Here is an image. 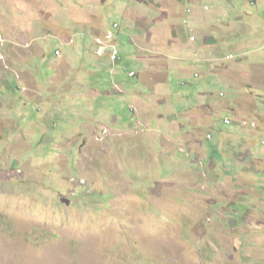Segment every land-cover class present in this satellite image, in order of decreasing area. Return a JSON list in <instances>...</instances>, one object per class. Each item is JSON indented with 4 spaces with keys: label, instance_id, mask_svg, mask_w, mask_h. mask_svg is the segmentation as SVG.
<instances>
[{
    "label": "rangeland",
    "instance_id": "obj_1",
    "mask_svg": "<svg viewBox=\"0 0 264 264\" xmlns=\"http://www.w3.org/2000/svg\"><path fill=\"white\" fill-rule=\"evenodd\" d=\"M63 1L0 0V82L11 84L1 95L23 99L17 78L32 76L45 85L59 76L51 68L55 50L76 61L62 77L83 78V87L95 94L76 98L74 110L49 112L33 102L22 104V113L11 111L16 118L0 115V264H264V133L238 131L253 140L246 153L241 138L228 134L244 115L218 108L244 97L240 107L259 113L264 124V89L233 90L218 75L229 64L239 63V71L249 74L264 68V0H188L193 4L182 6L190 10L180 20H187L183 37L192 33L197 42L159 56L169 73L152 85L144 79L152 68L146 60L167 45L169 32L158 42L142 23L124 21L136 0H66L78 21L97 26L75 27L70 45L33 26L39 17L61 12ZM145 11L143 18L159 20L168 8ZM114 24L121 30L113 40L118 60L112 62L106 50L98 60L91 53L95 39L115 31ZM204 37L216 41L209 52L214 55L197 65L192 61L199 59ZM34 46L43 56L28 52ZM257 78L264 83V73ZM114 81L122 93L112 92ZM249 93L252 105L244 101ZM42 94L58 100L56 93ZM206 104L216 110L212 121L182 118L187 108ZM6 108L0 101V114ZM191 129L201 138L213 136L204 155L190 135L181 136ZM243 186L248 191L238 192Z\"/></svg>",
    "mask_w": 264,
    "mask_h": 264
},
{
    "label": "crops",
    "instance_id": "obj_2",
    "mask_svg": "<svg viewBox=\"0 0 264 264\" xmlns=\"http://www.w3.org/2000/svg\"><path fill=\"white\" fill-rule=\"evenodd\" d=\"M193 1H196V3H198L199 0H193ZM65 2H66V0L63 1L65 7L63 8V10L61 12H59L56 15H53L52 17H47V16L39 17L40 22L38 24L33 25V26H34V29H38L41 32L45 31L48 34L54 36L63 45H68V44L70 45V44H73V41L71 40V37H69V35L73 32V29L75 27H78V26L88 27V26H90L92 29L96 30L97 26L96 25L94 26L93 24H91L88 21H86L85 24L78 21L77 17L73 16V14H72L73 11L70 8L72 5L65 4ZM69 2H72V4H76V0H70ZM136 2L139 5L129 4L130 5L129 7H131V6L132 7L129 9H126V12L123 13L124 21H126L125 18H130L132 20V22L136 25L138 22L142 23V25L145 29L147 27L150 29V31H149L150 39L152 40V37L155 36V41H158V42L160 40H162V37H163V35H165V32H169L166 35V38H170L167 42V45L162 47L161 51H159L160 49L155 50V52L153 54L156 56H151V57L147 58L148 60L143 59V57H140V60H143V61L146 60L148 63H150V62L152 63L151 74L148 76L147 79L144 78L146 80V82H148L150 85H152L151 83H163L166 81L169 72H168V66L165 63H164V65H162L160 62V58L162 59V56L166 57L167 54H169L170 52H173V53L176 52V54L184 52V50L186 48H188V45H191L190 43L194 44L197 42L196 39L194 42L190 41V37H195V35L192 34L191 32H190L191 34H189L185 38L183 37L184 35H183V29H182L181 24L182 23L186 24L187 20L186 19L185 20L183 19V21H180V20H181V17L183 16L184 12L187 14L190 12L187 11L189 9L185 10L182 8V6H184V4L186 2H189V1L188 0H136ZM148 2L150 3L149 5H148ZM196 3L194 5H196ZM190 4H193V2ZM62 5L63 4H61V6ZM147 8H151L154 10L156 9L159 11H163V10H166L168 8V11L167 12H161L159 20L155 19L154 17H150L149 15L147 18H143L142 15H143V13L146 12L145 9H147ZM98 20H99V16H98ZM171 20H172V24H171ZM185 21H186V23H185ZM40 23H43L42 29L40 28ZM48 26L56 28L54 33L52 32V30L48 29ZM117 33L121 34V30H119ZM156 37H158V38H156ZM200 43L202 44V46L200 48H197L198 51H196L198 56H199V59L198 60L195 59L194 61H192V62L196 63L197 65H203L204 63H207L211 60V57L214 54H211L209 52L211 51V46H213V44H216V41L212 38L204 37ZM165 47H168V48L164 49ZM28 48H29L28 50H30L32 47L29 46ZM33 48L34 49L32 51H28V52L32 53V52L36 51L38 54L36 56H43V50L40 48V46L39 47L34 46ZM77 48L81 52H83V54L87 51L86 47H72L73 52L76 51ZM96 50H97V48L95 50L93 49V51L91 53L95 56L96 59L104 60V57L99 58L96 56ZM55 51H58L61 53L60 50H55ZM55 51H54V53H55ZM159 56H161V57L159 58ZM177 56L181 57L184 55L182 53V54L177 55ZM54 57H55V55H54ZM55 58H57L58 60L61 59V61L58 62V60H56V64H53V66L51 68H53L55 74L56 75L58 74L59 76H55L54 78H51L50 80H48V84L44 85L42 80H38L37 78H34L30 75L31 77H26V78L23 77L24 79L17 78V80H18L17 90L23 94V99H15L14 97L9 98L7 96L4 97V95L0 94V101L7 105V108L5 110H3V112L0 114L1 116L7 117L8 119H10V117H15L14 115L11 114V111H13L15 113H22L23 112L22 104L23 105H25V104L33 105V102L46 104V107H48L49 112L50 111H59L60 109L63 108V106H65V107L69 106L71 108V110H74L75 107L77 106L76 98H79L82 100V99L90 98V97L95 95L92 91H87L83 87L84 86L83 85V78L80 77L81 80L76 81L75 77L74 78L62 77L61 73L63 74V72L65 70H67L70 66H73L76 64V61L74 60V58L72 56L67 58L66 56H63L61 53L60 56L55 57ZM214 59L217 60L218 58L216 56H214ZM171 60H173V58H171ZM158 62H160V63H158ZM70 63H72V64L70 65ZM155 63H158L159 65L157 67H155V65H154ZM238 64L239 63L231 64V65L229 64V65L224 66L223 71L219 72L218 75L223 79L227 78V80H228L227 82L229 83V85L232 89L233 88L235 89L236 86H238V85H241L243 87L252 86L255 88L264 89V83H261V82H260V84L257 83L260 80V79L258 80L257 77H260L262 75V73H264V68H262V67L259 69H258V67L254 68L255 69L254 70L255 75H254L253 73L249 74V73H246L242 70L239 71ZM144 70H146V68L143 69L142 74L144 73ZM148 71H149V69H148ZM244 77H247V78L245 79ZM246 81L247 82L249 81V82L247 83ZM262 81H263V79H262ZM224 82H226V81H224ZM113 84L117 88L114 87V90L112 92L116 93V92H118L116 89H118L120 91V93H122V90L119 88V85L117 84V82L114 81ZM44 86H47V87L45 88ZM10 87H11V84L8 83L7 79H3L2 83L0 82V92L5 91V90L9 91ZM42 92L56 93V95L58 96V100L55 101L52 99H48V97L46 96L47 94L44 95V94H42ZM98 96H99V94H98ZM243 98L244 97H240L238 99H236V98L230 99L228 104H219L218 108H219V110H225L228 112H232V114L244 115L243 116L244 118L242 117L243 118L242 121L243 120L249 121L248 118H250V117L257 118L259 125H257L255 130H256V132L263 134L264 133V126H263L264 124L262 123V120L260 121V118H261L260 114L256 113L255 111L252 112V110H247L245 108L244 104H242V106H244V107L241 108L240 107L241 106L240 100H242ZM244 101L246 103H249L250 105H252V103H255L254 97H252V95L250 93L248 95H245ZM65 102H66V104H65ZM158 102L165 103L166 97L165 98L161 97L158 100ZM139 103L140 102H137L138 105H139ZM141 106H142V104H141ZM210 106L211 105L206 104V105H199V106L197 105V107H193L192 109L187 108V110H185L181 114V116H182V118L190 117L191 119L197 121L199 124L205 122L206 120L212 121L216 110H214V107L211 108ZM146 108L147 107L145 106L144 109H146ZM47 116L48 115H46L45 118ZM52 116L53 115H51V117ZM158 117L161 118L162 116L159 115ZM41 120H42V118H38L37 123L38 124L44 123ZM237 121L238 120H236V119L233 121L234 125H236L234 127L235 130H232L233 132L230 130L231 132L228 133L229 136L232 137L233 139H239V137L241 138V135H238L239 134L238 131L241 130L240 134H242L244 131V128L247 127V126H243L241 123H239ZM45 122H46V120H45ZM31 125H32V123H31ZM173 126H174V123L171 120L170 121L171 130H173ZM16 127L18 128L19 126L16 124L15 128ZM196 133L197 132L195 130L191 129V130H188L187 132H182L181 136L182 137L183 136L188 137L190 135L191 145L203 153V151H202L203 145H208L209 141H212L214 138H213V136H210L209 133L204 138L203 137L201 138L200 136L195 135ZM254 135H257V133H254ZM208 136H210L211 138L208 139ZM166 139H168V138H166ZM221 139H222V136H219V138L217 140L218 144L221 142ZM240 140H241L240 146L242 147V149L246 150V153H249V150H247V149H248V147L252 146L253 140L250 141L247 135H245V137L241 138ZM190 148H191V146H190ZM203 155H204V153H203ZM242 157H244V156H240L239 158L236 157L235 161L240 162ZM227 177L228 176H226L225 178H227ZM247 182L249 183V181H247ZM245 187H247V186L239 187L237 189V191L238 192L248 191V189H245ZM251 191H254V190H251Z\"/></svg>",
    "mask_w": 264,
    "mask_h": 264
},
{
    "label": "built area",
    "instance_id": "obj_3",
    "mask_svg": "<svg viewBox=\"0 0 264 264\" xmlns=\"http://www.w3.org/2000/svg\"><path fill=\"white\" fill-rule=\"evenodd\" d=\"M117 25L113 26V29L116 30ZM190 41L194 42L195 38L194 37H190ZM96 44L98 45L97 47V51H96V55L101 57L104 55V51L106 50L107 54L109 55V57L111 58L112 62H115L117 60V55H118V51L116 46L113 44V32L109 31L105 34L103 39H97L96 40ZM55 55H59V52H55ZM228 59H233L232 56H230ZM130 76H134L133 73H130ZM231 121L229 120H225L226 124H229ZM244 125H248L251 129H255L256 128V124L255 123H251L248 124L247 122H243Z\"/></svg>",
    "mask_w": 264,
    "mask_h": 264
},
{
    "label": "clouds",
    "instance_id": "obj_4",
    "mask_svg": "<svg viewBox=\"0 0 264 264\" xmlns=\"http://www.w3.org/2000/svg\"><path fill=\"white\" fill-rule=\"evenodd\" d=\"M188 12H190V10H187ZM185 23H186V21H185ZM114 25H116V24H114ZM113 25V26H114ZM113 26H112V28H113ZM120 30V28H119V26L117 25V28H116V30L115 31H112L113 32V40H114V38H115V35L117 34V32ZM109 31H111V30H109ZM109 31H107V32H109ZM107 32H105V33H107ZM105 33L103 34L104 36H105ZM104 38V37H103ZM102 38V39H103ZM195 38V37H194ZM97 39H100V37H97L96 39H95V42H96V40ZM116 43V42H115ZM115 45V44H114ZM116 46V45H115ZM97 48V47H96ZM97 51V50H96ZM55 52H58V51H55ZM54 55H55V53H54ZM61 55V53L59 52V55L58 56H60ZM56 57H58L57 55H55ZM97 56V55H96ZM97 57H99V56H97ZM101 57H104V55L103 56H101ZM100 58V57H99ZM117 61V60H116ZM130 73H133L134 74V76H132V77H135L136 76V73H134V72H130ZM195 76H197V75H195ZM237 122H239V123H241L243 126H247L248 128H250L248 125H244L243 124V122H247V121H240V120H238ZM224 123H225V121H224ZM254 123V122H253ZM226 124V123H225ZM230 124V123H229ZM249 124V123H248ZM256 124V123H255ZM256 127H257V125H256ZM251 129V128H250ZM256 129V128H255ZM211 137L210 136H208V139H210Z\"/></svg>",
    "mask_w": 264,
    "mask_h": 264
},
{
    "label": "trees",
    "instance_id": "obj_5",
    "mask_svg": "<svg viewBox=\"0 0 264 264\" xmlns=\"http://www.w3.org/2000/svg\"><path fill=\"white\" fill-rule=\"evenodd\" d=\"M118 51V50H117ZM118 55H119V51H118ZM118 55H117V60H118Z\"/></svg>",
    "mask_w": 264,
    "mask_h": 264
}]
</instances>
